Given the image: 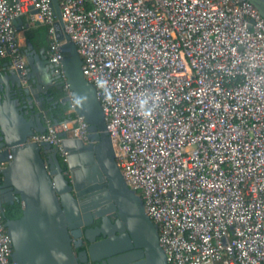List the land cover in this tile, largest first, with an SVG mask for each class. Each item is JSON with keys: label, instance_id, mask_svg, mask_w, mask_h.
<instances>
[{"label": "built area", "instance_id": "1", "mask_svg": "<svg viewBox=\"0 0 264 264\" xmlns=\"http://www.w3.org/2000/svg\"><path fill=\"white\" fill-rule=\"evenodd\" d=\"M57 6L59 30L51 0H0V58L25 83L15 22L30 14L29 24L47 28L46 57L75 114L27 142L56 148L63 162L61 135L88 142L63 75L60 32L94 87L115 163L156 225L166 263L264 264V19L256 8L243 0ZM12 252L0 207V264H15Z\"/></svg>", "mask_w": 264, "mask_h": 264}, {"label": "water", "instance_id": "2", "mask_svg": "<svg viewBox=\"0 0 264 264\" xmlns=\"http://www.w3.org/2000/svg\"><path fill=\"white\" fill-rule=\"evenodd\" d=\"M51 1L59 30L57 0ZM243 1L264 19V0ZM58 39L64 42L62 52L68 53L62 61L63 75L72 97L80 100L76 115L88 125V142L61 135L66 152L63 166L56 148L27 142L46 129L43 120L50 110L44 106L50 86L62 88L61 81L52 84L51 75L59 78L45 55H25V83L8 68L0 74V163L4 164L0 207L3 212V205L15 199L22 206L18 219L5 220L12 260L15 264H167L156 225L131 195L115 163L104 115L94 87L82 75L76 48L60 32ZM112 212L119 217L114 223L108 217ZM94 219L100 225L82 232ZM96 237L103 239L95 242ZM81 238L88 247L75 254L72 245Z\"/></svg>", "mask_w": 264, "mask_h": 264}, {"label": "trees", "instance_id": "3", "mask_svg": "<svg viewBox=\"0 0 264 264\" xmlns=\"http://www.w3.org/2000/svg\"><path fill=\"white\" fill-rule=\"evenodd\" d=\"M32 30L27 33V39L29 41L34 42L38 47H43L48 49L49 40L47 36V28L42 25L33 24ZM64 91L57 90V95H62ZM45 110H50L43 120V123L49 122V124L53 125V122L61 123L67 120H70L74 117L73 114L70 113V105L69 103L60 104L54 108H51L49 103H46L44 106ZM22 206L18 200H16L12 205L4 204L2 218L3 220H15L21 216Z\"/></svg>", "mask_w": 264, "mask_h": 264}, {"label": "crops", "instance_id": "4", "mask_svg": "<svg viewBox=\"0 0 264 264\" xmlns=\"http://www.w3.org/2000/svg\"><path fill=\"white\" fill-rule=\"evenodd\" d=\"M29 17H30V14H26V15L20 17L15 22V27H16V30H17L16 38H17L18 44L20 46V49H21L22 53L24 54V56L27 55V54L41 55V56L45 55L46 56L47 48L38 47L36 44H34V42L29 41L27 39V33L30 30H32V27H33L31 24H29ZM37 25H40V24H37ZM67 56H68V53H64V57H67ZM80 61H81V59H80ZM5 68L9 69L8 60L0 58V74L3 73ZM51 78L53 79L52 80V84H55L58 81H60L59 79L57 80L54 75H51ZM56 92H57L56 87L50 86V89L48 90V95H49L50 98H49V102H47V103H49L51 108H54V107H56V106H58L60 104L68 103V101H66V94L65 93H63L62 95H57ZM74 110H75V113H76V103H75V109ZM71 114L75 115L74 113H71ZM48 124H49V122H46L44 125L46 126Z\"/></svg>", "mask_w": 264, "mask_h": 264}, {"label": "flooded vegetation", "instance_id": "5", "mask_svg": "<svg viewBox=\"0 0 264 264\" xmlns=\"http://www.w3.org/2000/svg\"><path fill=\"white\" fill-rule=\"evenodd\" d=\"M46 157V155H43V159ZM58 159L60 161V163L62 164L63 166V160L61 159V157L58 155ZM17 199H15L12 203H8L9 205H12ZM110 221L112 223H114L116 220H118V215H117V212H112L110 215H108ZM100 225V220L98 219H94L93 222L87 226V227H82L81 228V231H85L86 229H93V228H96ZM103 238L102 237H96L95 239V242H99L101 241ZM88 247V244L83 240V238H81L80 241L76 242L75 244V241H74V245H72V249H73V252L75 254H79L83 251H85ZM87 264V263H86Z\"/></svg>", "mask_w": 264, "mask_h": 264}, {"label": "clouds", "instance_id": "6", "mask_svg": "<svg viewBox=\"0 0 264 264\" xmlns=\"http://www.w3.org/2000/svg\"><path fill=\"white\" fill-rule=\"evenodd\" d=\"M96 85H97L98 88L103 89V88L106 87V81H103V80H101V79H98V80L96 81ZM75 103H76L77 106H79V104H80V100L77 99V100L75 101Z\"/></svg>", "mask_w": 264, "mask_h": 264}, {"label": "rangeland", "instance_id": "7", "mask_svg": "<svg viewBox=\"0 0 264 264\" xmlns=\"http://www.w3.org/2000/svg\"><path fill=\"white\" fill-rule=\"evenodd\" d=\"M130 190V189H129ZM130 193H131V195L133 196V198L137 201V202H139L140 204L142 203V200H141V196H140V194H138V193H136V192H133V191H131L130 190Z\"/></svg>", "mask_w": 264, "mask_h": 264}]
</instances>
